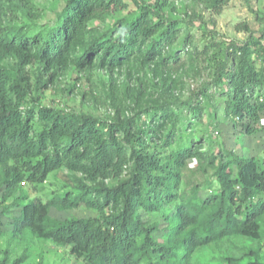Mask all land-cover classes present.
Listing matches in <instances>:
<instances>
[{
	"label": "trees",
	"instance_id": "16d2710c",
	"mask_svg": "<svg viewBox=\"0 0 264 264\" xmlns=\"http://www.w3.org/2000/svg\"><path fill=\"white\" fill-rule=\"evenodd\" d=\"M37 1L0 0V215H11V239L50 242L83 264H200L202 251L233 238L261 241L264 171L256 159L231 150H203L192 132L197 122L183 113L193 121L202 116L214 120L221 106L223 117L240 134L261 132L264 19L256 17L261 25L257 35L237 25L236 31L246 34L240 43L219 44L208 32V42L194 51L207 62L202 66L210 76L193 94L200 100L179 101L161 78L152 84L159 101L131 117H120V104L110 97L116 113L107 121L40 106L36 99L28 104L33 93L28 68L37 63L45 88L70 66L80 73L95 65L109 77L134 62L169 66L179 59L178 49L192 42L187 32L180 37L183 20L165 13L174 9L168 0H131L138 14L129 24L96 33L90 24L126 11L123 0H67L51 24L37 23ZM183 1L213 17L231 0ZM193 163L216 184L203 198L196 190L187 196L180 189ZM60 170L72 175L73 192L47 201L31 198ZM79 208L97 216L58 220L51 215ZM152 214L160 215L163 228L147 219ZM3 229L0 219V237ZM25 259L9 263L3 258L0 264Z\"/></svg>",
	"mask_w": 264,
	"mask_h": 264
},
{
	"label": "rangeland",
	"instance_id": "374dc122",
	"mask_svg": "<svg viewBox=\"0 0 264 264\" xmlns=\"http://www.w3.org/2000/svg\"><path fill=\"white\" fill-rule=\"evenodd\" d=\"M66 1L38 0L36 3L39 11L37 23L51 24L55 19V15L62 11ZM123 1L128 7L126 11L114 13L104 22H92L90 27L96 33H101L107 29L119 30L120 25L129 24L138 14V9L131 0ZM145 1L153 3L156 0ZM168 1L173 4L174 9H164L165 13L178 18L180 21L183 20L181 21L180 37H183L187 32L192 41L184 49H178L179 59L176 62L171 60L169 66L156 63L144 66L134 62L126 68L114 71L110 77L103 70H98L95 65L80 73L70 66L58 72L53 83H48L45 88H42L44 79L38 77L39 68L36 63L28 68L33 93L28 98L27 103L31 104L33 103L32 100L36 99L37 104L40 106L56 108L78 115L86 114L110 121L116 113L109 103L110 97H112L115 101L114 105L120 104V117L128 118L135 111L145 109L147 106L159 101L160 93L152 84L158 83L161 78H164L169 85L172 97L183 102L193 98V94L205 87V84L210 80L208 72H205L203 70L204 65L202 66L207 62L194 54V51L200 50L202 45L208 42L207 40L210 37L208 32L215 33L213 36L219 44L229 43L230 41L240 43L245 40L246 34L236 31V26L247 25L257 35L261 25L256 17L259 16L264 19V0H231L219 16L213 17L200 6L183 0ZM198 14H201V16L198 17ZM210 20L214 23H210ZM118 22H121V24H118ZM192 47H195V49ZM169 51L170 49L165 53L168 54ZM206 58L208 59L209 56ZM210 91L213 94L217 93L214 89ZM197 96L196 99L193 98L194 103L196 100H200V97ZM221 108V106L216 108L214 120L202 116L200 121H193L188 113H183L185 119L189 122H197L194 127L195 130L192 132L196 138L200 139L202 149L223 148L226 151L231 150L244 158H254L261 170L264 171V115L261 117L260 122L261 132L255 136H245L240 134L238 129L232 128L231 123L223 117ZM205 113L208 112L205 111ZM210 121L212 122L210 123ZM197 166L196 163L188 165L183 173L180 189L187 196L196 190L198 196L203 198L210 195V191H215L216 184L210 173L205 174ZM74 175L76 177L80 176L79 174ZM71 176L65 170L55 172L43 186L38 187L39 192L34 193V195L31 194V198L37 197L42 201H47L53 196L73 192L70 183ZM26 190H29V188L26 187ZM51 215L58 220L97 216L94 211L83 208L64 212L52 211ZM10 218L11 215H0V219L4 224V232L0 237V261L7 258L10 263L25 256L26 259L23 264H83L82 261L72 257L68 253V249H62L50 242L37 240L29 236L12 240L8 225ZM147 219L151 223H159L162 228L165 226L158 214L149 215ZM261 226L264 232V222ZM249 251L256 252V254L252 255ZM226 258L236 259L237 264H245L248 261L257 259L264 263V238L259 242L233 238L218 248L205 249L199 254L197 260L200 264H228Z\"/></svg>",
	"mask_w": 264,
	"mask_h": 264
},
{
	"label": "built area",
	"instance_id": "2783aa9c",
	"mask_svg": "<svg viewBox=\"0 0 264 264\" xmlns=\"http://www.w3.org/2000/svg\"><path fill=\"white\" fill-rule=\"evenodd\" d=\"M21 185H24L23 183Z\"/></svg>",
	"mask_w": 264,
	"mask_h": 264
}]
</instances>
